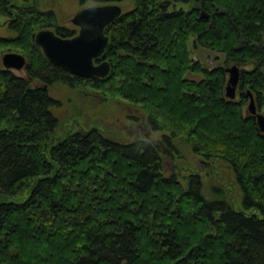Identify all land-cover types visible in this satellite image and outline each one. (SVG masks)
I'll list each match as a JSON object with an SVG mask.
<instances>
[{
  "label": "trees",
  "instance_id": "16d2710c",
  "mask_svg": "<svg viewBox=\"0 0 264 264\" xmlns=\"http://www.w3.org/2000/svg\"><path fill=\"white\" fill-rule=\"evenodd\" d=\"M79 1L133 5L112 24L117 45L104 51L113 58L105 79L72 76L47 59L27 63L24 76L0 68V198L29 194L0 203V264H264V135L245 111L246 94L226 99L225 68L205 70L188 48L196 42L225 64L251 67L240 85L260 97L264 0ZM18 2L30 0H0V16L17 14L10 29L34 52L35 34L55 15ZM116 79L112 92L165 133L161 147L175 150L184 137L194 154L230 165L244 212L206 200L199 175L185 184L165 178L149 139L125 144L95 129L61 136L48 87Z\"/></svg>",
  "mask_w": 264,
  "mask_h": 264
},
{
  "label": "rangeland",
  "instance_id": "374dc122",
  "mask_svg": "<svg viewBox=\"0 0 264 264\" xmlns=\"http://www.w3.org/2000/svg\"><path fill=\"white\" fill-rule=\"evenodd\" d=\"M123 11V14L130 11L133 7L129 1L117 2ZM100 4L95 2L80 3L79 0H30L26 5L18 2L15 6L18 9L35 8L39 12H53L55 19L50 21L52 27L44 29L55 32L56 28H62L68 31L79 32V28L75 27L71 20L81 10L90 6H98ZM178 9L188 11L189 5L177 4ZM17 14L14 13L12 19L0 16V68H3L1 58L6 53L22 54L27 63L39 66L42 59L46 57L40 48L34 52L28 48V45L20 40L19 34L10 29L14 18ZM75 35V36H76ZM107 36L109 39L108 47L105 54L117 45L118 31L115 26H109L107 29ZM34 42V40H33ZM196 46V47H195ZM190 58L194 63H198L207 71H211L217 67H230L224 63L223 56L200 48L195 42L194 47L191 42L188 44ZM102 56L100 60L109 61L113 59ZM47 61V60H46ZM227 65V66H226ZM4 69V68H3ZM252 68H241L242 74L244 71H251ZM18 76H24V71H14ZM189 79L200 81L204 77L201 74L188 75ZM228 79V75H227ZM116 84H103L96 88L94 83L83 81L74 86L64 85L63 83H56L48 87L49 95L59 102V107L53 108L52 112L62 124L61 136L72 134L75 132L85 133L92 129L100 131L104 136H110L121 143H132L141 139H149L150 142L159 151L162 159V174L165 178H176L178 182L185 184V178L190 175H199L202 179V195L208 201L222 199L228 202L236 211L244 210L241 207L242 194L234 179V175L230 165L218 158L205 159L203 156L196 155L192 152L190 146L182 139L174 142L176 149H171L170 154L166 149L161 147L163 143L162 132H154L151 130L146 114L140 109L141 105L133 104L117 94L112 92V89L117 87L119 79H116ZM32 86H43L38 81H32ZM247 87L241 88L237 91L235 101H240L239 93H246ZM225 91V90H224ZM255 106L258 113L264 114V93L260 97L253 94ZM245 111L248 113L249 99L246 98ZM26 192L22 197L17 198H0L2 201H22L28 197ZM246 211V214H249ZM145 240H143V243ZM141 250H145V244Z\"/></svg>",
  "mask_w": 264,
  "mask_h": 264
},
{
  "label": "water",
  "instance_id": "95a60500",
  "mask_svg": "<svg viewBox=\"0 0 264 264\" xmlns=\"http://www.w3.org/2000/svg\"><path fill=\"white\" fill-rule=\"evenodd\" d=\"M123 15L118 4L90 6L79 11L71 23L79 28L78 34L73 38L64 39L54 31L44 29L34 36V43L41 49L46 59L61 68L66 73L84 79H105L111 71L109 62L97 61L103 56L108 46L106 29ZM5 70L24 71L27 60L22 54L6 53L1 58ZM228 74L226 83V98L233 101L239 85L241 71L236 65L225 69ZM46 89V86H44ZM250 99L248 112L256 119V124L264 135V114L258 113L252 94L248 91ZM166 149L165 147H163ZM166 152L171 155L170 151Z\"/></svg>",
  "mask_w": 264,
  "mask_h": 264
},
{
  "label": "flooded vegetation",
  "instance_id": "af4514ba",
  "mask_svg": "<svg viewBox=\"0 0 264 264\" xmlns=\"http://www.w3.org/2000/svg\"><path fill=\"white\" fill-rule=\"evenodd\" d=\"M217 68H219V67H217ZM214 69H216V68H214ZM242 87H241V85H240V81H239V85H238V87H237V90H236V93H237V91L238 90H240ZM247 92H248V90H246V93L245 94H247ZM243 95V93H239V96L241 97ZM245 97H247L246 95H245ZM253 99H254V97H253Z\"/></svg>",
  "mask_w": 264,
  "mask_h": 264
},
{
  "label": "bare ground",
  "instance_id": "6f19581e",
  "mask_svg": "<svg viewBox=\"0 0 264 264\" xmlns=\"http://www.w3.org/2000/svg\"><path fill=\"white\" fill-rule=\"evenodd\" d=\"M99 6V5H98ZM240 79H241V76H240ZM225 97H226V90H225ZM227 100H229L228 98H226ZM230 101V100H229ZM233 101H235V99L233 100Z\"/></svg>",
  "mask_w": 264,
  "mask_h": 264
}]
</instances>
